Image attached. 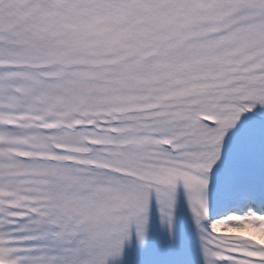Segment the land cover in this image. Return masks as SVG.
<instances>
[{
  "label": "snow or ice",
  "instance_id": "6c2138e0",
  "mask_svg": "<svg viewBox=\"0 0 264 264\" xmlns=\"http://www.w3.org/2000/svg\"><path fill=\"white\" fill-rule=\"evenodd\" d=\"M0 264H264V0H0Z\"/></svg>",
  "mask_w": 264,
  "mask_h": 264
}]
</instances>
